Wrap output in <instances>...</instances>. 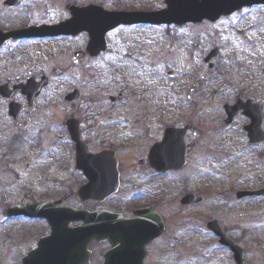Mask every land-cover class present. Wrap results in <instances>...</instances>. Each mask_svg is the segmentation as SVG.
<instances>
[{
    "label": "flooded vegetation",
    "instance_id": "1",
    "mask_svg": "<svg viewBox=\"0 0 264 264\" xmlns=\"http://www.w3.org/2000/svg\"><path fill=\"white\" fill-rule=\"evenodd\" d=\"M38 1L0 0V212L7 227L4 238L6 234L22 238L16 239L12 258V252L2 248L0 264H238L237 254L241 264H248L247 244L264 242V207L251 209L264 202V177L259 175L264 168L262 85L247 83L238 96L220 106L209 141L216 157L232 148L233 161L257 171L259 184L235 180L244 184L239 187L230 174L215 172L210 174L211 183L229 184L225 192H184L185 175L192 164L196 168L206 138L196 119L198 97L188 98L186 91L190 117L168 124L161 107L152 112L150 98L132 97L127 104L122 93L109 95L113 68L125 66L130 45L142 47L130 34L143 37L146 31L167 27L123 23L105 34L104 49L95 55L86 51L89 34L78 31L83 18L99 20L100 9L156 12L166 8L165 0H149L151 5L163 3L157 10L118 7V1L137 7L134 0H65L55 14L53 0L50 6ZM226 5L235 11L202 23L260 11L264 0ZM63 24L65 33L60 34L57 27ZM72 71L95 84L86 88L108 95L89 100L81 90H73ZM54 86L65 89L61 99L67 113L60 121L48 113ZM84 99L85 107L71 113ZM99 101L95 112L89 105ZM211 101L207 99L201 109L210 108ZM73 129L87 154L101 155L100 160L77 167ZM168 129L182 131L178 147V155L184 152L182 162L175 155L168 160ZM71 174L79 179L75 191L68 187ZM239 177L240 173L235 175ZM23 182L43 187L37 190ZM15 185L19 194L11 190ZM13 195L18 202L9 204ZM208 201H220L222 208L201 210ZM27 208L36 209L35 217H8L11 211ZM42 240L46 241L40 246ZM30 252L35 253L32 260L24 263Z\"/></svg>",
    "mask_w": 264,
    "mask_h": 264
},
{
    "label": "rangeland",
    "instance_id": "2",
    "mask_svg": "<svg viewBox=\"0 0 264 264\" xmlns=\"http://www.w3.org/2000/svg\"><path fill=\"white\" fill-rule=\"evenodd\" d=\"M40 1L47 6L52 3L51 0H39L38 4ZM53 1L56 7L52 10L53 14L60 13L57 8L63 7L65 0ZM134 1L137 7H126L121 5L119 1L117 4L120 8H135L137 10H148L151 6L152 9L157 10L163 6V3L160 2L151 5L152 1L155 0L150 2L149 0ZM145 34L143 37L137 32L130 34V38L138 40L142 47L134 49L135 47L130 45L129 60L125 61V66L124 63H121V65L118 64L121 68H113V92L109 95L115 96L117 93H122L124 97L129 99L125 102L127 104L133 101L132 97L142 98V96H145L150 98L152 112H160L161 107L163 111L167 112L168 124H171L178 119L186 120L190 117L191 113L187 112L189 107L185 104L184 98L186 91L195 80H199L204 76L206 78L205 93L198 97L200 110L196 115V119H199L203 124L200 127V133L204 132L206 138L201 142L202 149L196 159L198 161L196 168L192 164L185 175L184 192L200 194L213 191V189L225 192L224 190L229 184L224 185L220 180L215 185L211 183L210 174L215 172L224 175L230 174L234 182L235 180L242 181L246 179L250 186L252 184L258 185L259 183L256 182L257 171L245 167L242 161L234 162L235 153L232 148L225 149L223 156L216 157L212 153V149L209 148V141L210 135L215 129L214 120L223 103L230 102L234 96H238L242 91V87L247 83L262 85L264 89V9L255 12L252 10L249 13H243L215 24L203 23L181 28L163 27L160 30L146 31ZM214 47L218 48L219 57L216 62L213 61L216 68L211 73L207 65L203 63V59ZM189 49L193 50V54L189 53ZM123 51H126L125 48ZM123 51L120 52L121 55ZM138 65L143 68H139L140 70L135 68ZM169 71L174 73L173 79L166 76ZM80 74V72L72 71L73 84L71 87L73 90H81V93L89 100L91 98L94 100L102 99L103 96L108 95L97 92L94 88H86L85 86L89 85L95 87V84L83 81ZM53 88L55 95L50 97V101H47L51 110L45 109V112L48 111L52 118L60 121L62 116L67 113L61 99L63 93L65 94V89L60 90L56 86ZM207 99L212 100L211 106L202 110V104ZM86 102L87 100L84 99L71 110V113L75 114L78 106L85 107L82 104H86ZM40 105L42 108L45 107L43 103ZM89 106L92 110L98 112L95 109L98 106L100 107V101ZM203 147H206V150ZM212 168L214 171H211ZM195 171L199 172L197 177L194 176ZM238 173H240V177L235 179V175H238ZM259 175L264 177V168L263 174ZM71 178L72 181L68 187L75 191L79 179L73 174H71ZM245 182L243 181V183ZM23 183L37 190H42L43 187L41 184L33 183L29 185L28 182ZM235 183L239 187L244 186L242 183L243 186H240L237 181ZM21 184H19V187L22 186ZM19 187L15 185L11 190L15 194H19ZM9 198V201H7L9 204H14L19 199L15 195ZM219 204H221L220 201H208L200 208L201 210L222 208V205ZM2 205L3 200L0 199V208H2ZM262 207H264V202L257 206L252 205L251 209ZM3 219L4 217L0 212V255L2 248H6L9 253L12 252V258L13 253L16 251L14 249L16 239L22 240V238H10L7 234L4 238V231L7 233V227L3 224ZM262 234L264 235V230ZM247 248L249 252L248 264H264V242L259 244L249 243ZM18 250L21 251L20 248Z\"/></svg>",
    "mask_w": 264,
    "mask_h": 264
},
{
    "label": "water",
    "instance_id": "3",
    "mask_svg": "<svg viewBox=\"0 0 264 264\" xmlns=\"http://www.w3.org/2000/svg\"><path fill=\"white\" fill-rule=\"evenodd\" d=\"M168 8L165 11L152 13V14H131L126 16H136L133 21H119L120 16L114 14H104L105 18H95L93 21L89 19V23L82 26L80 30L88 31L92 38V43H90L89 51L91 54H96L100 49L102 44V39L107 30L115 27L120 23H139L147 22L151 24H184L185 22H199L202 19H209L211 21L216 20L221 15H226L234 11L235 8L226 7L223 1L228 0H166ZM237 1V0H235ZM240 2L245 0H238ZM128 18V17H124ZM86 21H84L85 23ZM216 51H213L205 60L209 62L212 57H215ZM171 74L169 73V76ZM204 83L202 81L197 82L189 93L199 94L202 92ZM72 141L75 143V154H76V164L78 168L82 167L85 161H98L101 159V155H88L86 147L82 144L79 137V132L77 129H73L71 132ZM166 137L168 139L167 153L168 160L174 158L182 162L183 154H179L180 149H178L179 144L182 143V132H175L173 130H168ZM181 142V143H180ZM181 148V147H180ZM159 150L157 151V153ZM179 156V159L177 158ZM82 192L79 191L78 196ZM35 208H27L23 210L11 211L8 215H25L28 217H33L35 215ZM236 262L241 264L240 255L235 256Z\"/></svg>",
    "mask_w": 264,
    "mask_h": 264
}]
</instances>
